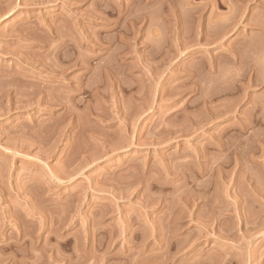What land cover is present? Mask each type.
Masks as SVG:
<instances>
[{"label": "rangeland", "instance_id": "obj_1", "mask_svg": "<svg viewBox=\"0 0 264 264\" xmlns=\"http://www.w3.org/2000/svg\"><path fill=\"white\" fill-rule=\"evenodd\" d=\"M0 264H264V0H0Z\"/></svg>", "mask_w": 264, "mask_h": 264}]
</instances>
